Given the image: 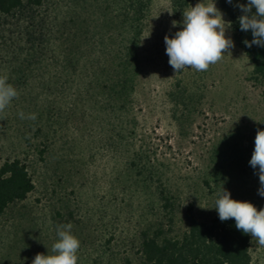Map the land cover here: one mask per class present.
Segmentation results:
<instances>
[{
	"label": "rangeland",
	"instance_id": "1",
	"mask_svg": "<svg viewBox=\"0 0 264 264\" xmlns=\"http://www.w3.org/2000/svg\"><path fill=\"white\" fill-rule=\"evenodd\" d=\"M198 2L178 7L174 0H151L137 50L138 67L132 70L134 90L122 138L115 136L113 119H100L83 105L51 139L49 165L56 168V193H44L37 183L24 204L39 216L59 200L67 201L83 264H138L139 231L151 214L146 201L160 191L175 203L174 232L185 228L188 204L199 219L209 220L217 212L212 207L222 185L233 199L264 208L258 168L249 164L257 126L264 118V85L232 28L226 32L234 41L231 54L225 53L207 71L189 67L174 73L168 63L164 37L180 30L182 25L173 27L172 22L182 21L183 10ZM216 6L229 21L217 0ZM26 101L19 95L0 113V163L17 156L31 165L35 159L24 140L32 131L22 125L25 119L13 116L15 108L27 107ZM126 193L127 204H109L105 212L95 204L97 197ZM8 228L0 230V255L11 244ZM16 230L17 237L30 234L25 222ZM33 232L40 239L37 247L27 253L24 243H18L9 264H31L58 239L53 231L49 239ZM250 254L252 264H264V247L252 237Z\"/></svg>",
	"mask_w": 264,
	"mask_h": 264
},
{
	"label": "trees",
	"instance_id": "2",
	"mask_svg": "<svg viewBox=\"0 0 264 264\" xmlns=\"http://www.w3.org/2000/svg\"><path fill=\"white\" fill-rule=\"evenodd\" d=\"M189 1L174 3L183 7ZM217 2L264 85V47L244 43L252 40V34L240 30L237 0ZM150 4L151 0H0V75H7L20 97L29 100L30 108L28 104L15 108L13 116L21 118L20 110L25 117L36 114L35 120L22 121L27 132L32 131L24 139L35 156L31 165L17 156L0 163V230L10 226L7 231L13 233L7 242L11 244L0 255L6 264L19 251L18 243H24L27 253L37 247L40 239L33 231L46 239L53 231L57 237L56 226L73 219L63 199L39 216L24 204L37 183L44 193H56L58 176L49 165L51 139L70 114L85 105L100 119H113L117 139L127 129L124 118L134 90L132 70L138 67L137 50ZM258 129H264V118ZM113 195L97 197L96 206L105 212L109 204H127V193ZM146 202L151 214L139 231L138 264H252L251 235L238 230L234 219L222 222L215 212L209 220H201L188 204L183 211L185 228L174 232L176 208L171 196L160 191ZM21 222L28 225L30 234L17 237ZM80 257L77 264H83Z\"/></svg>",
	"mask_w": 264,
	"mask_h": 264
},
{
	"label": "clouds",
	"instance_id": "3",
	"mask_svg": "<svg viewBox=\"0 0 264 264\" xmlns=\"http://www.w3.org/2000/svg\"><path fill=\"white\" fill-rule=\"evenodd\" d=\"M227 2L232 4L233 0ZM235 6L242 13L237 18L240 30L250 31L252 34L251 41H244L246 46L255 44L264 47V0H247L246 4L237 0ZM182 15V21L172 22L173 27L181 24L180 30L173 36L166 34L164 37L168 63L174 73L189 67L196 71H207L210 65L221 61L225 53L231 54L234 41L226 32L231 29L232 21L224 19V13L216 6V0H199L195 6L191 5L183 10ZM18 96L16 87L8 83V76L0 75V113L5 112ZM19 115L21 119H36L34 113L28 117L23 112ZM254 143L249 164L253 169L258 168V194L264 197V129L257 130ZM215 196L212 208L218 212L220 220L223 222L234 219L238 230L250 234L260 247H264V208L258 210L250 201L233 199L223 185ZM72 228L71 223L58 224V239L52 244L50 251L47 254L37 253L31 264H77L80 241L73 234Z\"/></svg>",
	"mask_w": 264,
	"mask_h": 264
}]
</instances>
